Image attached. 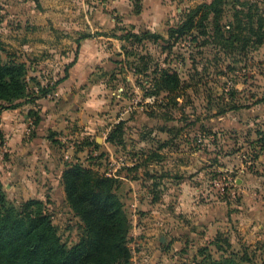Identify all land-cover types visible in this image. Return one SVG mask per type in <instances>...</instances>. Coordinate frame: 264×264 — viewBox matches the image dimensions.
<instances>
[{
    "label": "rangeland",
    "instance_id": "1",
    "mask_svg": "<svg viewBox=\"0 0 264 264\" xmlns=\"http://www.w3.org/2000/svg\"><path fill=\"white\" fill-rule=\"evenodd\" d=\"M60 1L63 6L68 8L72 6L75 10L71 30L53 31L58 43L49 49L54 47V50L42 49L33 58L38 59L46 55L50 57V54L56 53L66 55L68 62L61 64L62 68L55 76L49 78L45 74L42 75L50 81L44 84V87H50L64 74L65 65L75 58L76 49L79 50L81 41L86 39L80 38V35L89 34L87 38L93 40L97 56L92 72L85 83L80 84V88L95 86L100 96L104 95L99 97L102 101L97 99L103 107L99 108L96 114L105 115V118L93 130L84 129L86 125L78 122L62 121L66 123V127L63 126L64 129L60 130L64 138L56 139L55 134L52 137L58 141V155L64 162V166L66 162H73L76 158L85 162L87 166L99 169L106 174L109 171L118 178L117 191L130 218L131 232L136 212L134 202L137 198L136 195H130V192L133 193V190H136L131 184L137 182L140 187L145 188L149 196L153 195L152 183L155 179L152 175L154 176L155 169L152 153L159 145H164L157 148L158 158H162L163 162L167 151L173 152V160L178 165H181V161L183 164L186 160L188 161L191 171L188 180L202 186L200 195L203 197H206L204 194L208 192H215L222 200L232 199L233 202L238 203L243 197V187L240 185L244 183L251 189H254V186L260 188V194L264 196V43L255 49L248 45L245 50L236 48L237 50L232 53L230 51L225 53L219 46L200 45L205 39L203 35L193 40L194 34H187L184 38L173 42L165 51H161L155 43L149 41H144L142 47L129 46L125 42L126 49H122L124 43L112 37L111 32L114 30L120 34L121 31L115 30V27L121 25L131 27L132 25L113 8L112 0ZM144 1L148 2L142 0V8ZM202 1L207 0L149 2L150 8L153 9L149 19L152 24L147 25L143 22L142 26L148 28L134 27V30L150 29L166 35L167 25L178 21L182 9ZM242 1L228 0L224 22L231 19V7L246 9L245 5L241 4ZM32 2L41 6V0H32ZM122 3L130 4L133 8L131 0H123ZM162 7H170L164 15H161ZM178 7L180 10H177ZM140 13L141 11L136 13L137 16H140ZM108 22L110 25L114 24V29L105 30V23L109 25ZM105 37L108 42H105ZM0 49L5 59L8 58V55H5L6 52L14 53L15 51L13 47L7 49L4 45H0ZM105 49L110 61L106 64ZM131 52L137 56L135 59L130 57L127 61H130V65L134 68L123 64V67L119 66L120 72L116 71L115 75L117 61ZM145 64L149 67L148 72H151L157 64L175 69L184 87L170 95L162 93L160 96H145L141 86H148L146 81H149V78L145 76L149 74L143 72L136 74ZM36 77L33 79L34 83ZM55 88L53 89L56 90ZM77 88H79L78 85L73 83L69 91L75 93ZM85 96V92L75 93L72 96L61 92L51 98L45 96L41 98L53 101L57 99L56 103L67 102L68 107L72 105L70 110H74L76 106L83 105ZM173 101H177L178 106H171L168 109L164 106L165 103L171 104ZM150 112L157 113L159 116H150L148 114ZM162 113H167L169 117H163ZM121 119L125 120L123 144L105 143V157L102 160L95 159L98 154L91 155L90 152L96 147L94 143L98 144L96 137L104 136V131L101 129L105 126L106 139L109 130ZM33 128H29V131H34ZM167 128L170 130L165 131ZM89 141L92 144L87 146L86 143ZM164 141H167L166 145ZM83 146L86 147L81 149L82 151H77ZM111 161L118 166L111 168L109 166ZM197 168L200 173H193V169ZM29 176L31 175H24L26 178ZM124 176L128 180H120ZM178 178L181 176L178 175ZM42 188L44 198L41 200L44 202L45 210L57 225L61 238L68 244H72L81 231L79 218L67 205L65 193L62 196L56 191L52 195L47 193L44 187ZM0 191L16 205L33 198L22 195L20 190L7 189L1 180ZM132 239L133 236L130 242ZM251 250L246 251L243 247L239 250L250 257V261L246 264H262L264 243H257L255 249L257 251ZM130 262L134 263L132 252Z\"/></svg>",
    "mask_w": 264,
    "mask_h": 264
},
{
    "label": "crops",
    "instance_id": "2",
    "mask_svg": "<svg viewBox=\"0 0 264 264\" xmlns=\"http://www.w3.org/2000/svg\"><path fill=\"white\" fill-rule=\"evenodd\" d=\"M112 1L113 8L136 28L144 27L143 22L152 24L149 19L153 9L149 2L157 0L144 1L140 16L132 12L130 4H123V0ZM167 8L162 7L161 15L169 11ZM74 11L72 6H63L60 0H41V6L33 4L32 0H0V45L7 49L13 47L14 53L6 52L5 55L26 63L30 91L35 93L38 85L45 86L50 82L43 74L49 78L55 76L62 68L61 64L68 62L64 54L52 53L50 57L46 55L38 59L33 56L45 48L54 50V47L49 49L58 43L53 31L71 30ZM108 23H105V30L114 27L113 23ZM107 40L105 37V42ZM96 54L93 40H82L76 61L69 68V77L55 88L59 94L64 92L71 96L85 92L82 106L70 110L72 105L68 107L67 102L56 103L57 99L53 101L43 97L33 104L26 102L16 108L0 109V180L7 189L20 190L22 195L40 200L44 198L42 187L49 194L53 195L57 191L63 196L61 173L65 166L58 155V142H52L49 135L55 132L54 138H64L60 130L66 127L68 121L86 125L84 129L88 130H93L103 122L105 115L99 116L96 112L103 107L99 97L104 95L100 96L95 86L80 88V84L85 83L93 70ZM106 63L110 61L105 49ZM73 83L80 88L75 93L69 91ZM31 109L37 110L41 116L34 131H29L28 127ZM101 130L104 136L96 137L98 147L92 148L90 152L91 155L98 154L95 158L98 160L105 157V143L109 144L105 140V126ZM102 153L103 156L98 158ZM172 155V151H167L164 162L162 158L152 159L157 176L156 188L161 189L159 195L149 196L135 180L136 184H131L136 190L130 195L137 197L134 202L136 212L133 231H130V240L133 236L130 242L133 264H192L197 248L211 245L218 233L227 237L230 247L236 251L242 247L246 251L260 250H255L257 243H264V196H261L260 188L254 186L251 189L245 183L240 185L243 187V197L238 203L232 199L222 200L215 192H208L203 197L200 195L202 186L188 180L191 172L188 161L185 164L181 161V165H178ZM80 162L85 165V162ZM192 172L200 173L198 168ZM26 174L31 176L26 178ZM121 179L128 180L125 176ZM261 257L264 264V253Z\"/></svg>",
    "mask_w": 264,
    "mask_h": 264
},
{
    "label": "trees",
    "instance_id": "3",
    "mask_svg": "<svg viewBox=\"0 0 264 264\" xmlns=\"http://www.w3.org/2000/svg\"><path fill=\"white\" fill-rule=\"evenodd\" d=\"M131 1L132 12L139 13L142 10V0ZM227 4L228 0H208L182 9L178 21L167 25L166 35L150 29L136 31L134 25H121L115 27V30L121 33L117 34L112 30L111 36L125 44L122 49H126L127 43L129 46L142 47L144 41H149L155 43L161 51H165L173 42L187 34H194L193 40L203 35L205 39L200 45L219 46L225 53H232L237 49L245 50L248 45L252 49L261 46L264 43V0H243L241 4L245 5L246 9L231 7V19L224 22ZM89 36L82 34L80 38ZM77 54L76 49L75 58L65 65L64 74L56 79L53 85H38V92L34 93L28 87L26 63L9 56L3 58L0 49V109L16 108L26 102H38L49 90L69 76L68 69L76 61ZM135 56L137 55L131 52L118 60L114 69L115 75L116 71L120 72L123 64L134 68L127 60H130V57L135 59ZM147 70L149 67L145 64L136 73L149 74L145 76L149 78V81H146L148 86H141L145 96H160L162 93L170 95L184 87L175 69L157 64L151 72ZM164 106L168 109L178 106V102H167ZM148 114L159 116L152 112ZM162 116L169 117L167 113H162ZM29 118L32 119L34 128L41 120L38 111L34 109L29 110ZM124 121L121 119L114 124L106 135V141L116 145L123 144ZM169 130L170 128H167L165 131ZM54 134L55 132H52L49 137L52 142L57 143L52 137ZM86 144L88 146L92 142ZM164 144L166 145L167 141H164ZM163 146L159 145L157 148ZM84 147L86 146L77 151H82ZM157 148L152 153L153 159H159ZM102 156L103 153L98 158ZM152 177L155 179L157 176L154 174ZM155 181L152 184L153 195L161 191L156 188ZM61 182L66 203L80 221L81 231L78 238L72 244L61 238L59 229L45 210L42 200L29 198L16 205L0 191V264H131V221L117 191L118 178L84 165L76 159L66 162L61 173ZM211 245L198 247L192 264H246L250 261V257L244 252L232 249L227 237L222 233L216 235Z\"/></svg>",
    "mask_w": 264,
    "mask_h": 264
},
{
    "label": "built area",
    "instance_id": "4",
    "mask_svg": "<svg viewBox=\"0 0 264 264\" xmlns=\"http://www.w3.org/2000/svg\"><path fill=\"white\" fill-rule=\"evenodd\" d=\"M35 90L37 92L38 91V88H36ZM57 95H58L57 91H55L54 89H52V90H49L44 96L47 97V98H51V97H54V96H57ZM28 125H29V128L34 127V123H33L32 119H29ZM109 166L111 168H113V167H116L118 165L116 163H114L113 161H111L110 164H109ZM107 175H112V174H111V172L107 171Z\"/></svg>",
    "mask_w": 264,
    "mask_h": 264
}]
</instances>
